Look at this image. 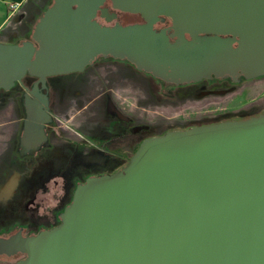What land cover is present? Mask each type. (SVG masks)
Segmentation results:
<instances>
[{"label":"water","instance_id":"obj_1","mask_svg":"<svg viewBox=\"0 0 264 264\" xmlns=\"http://www.w3.org/2000/svg\"><path fill=\"white\" fill-rule=\"evenodd\" d=\"M116 11L144 22L97 19ZM99 56L175 85L264 76V0H53L29 39L0 42V89ZM60 218L0 238V254H23L14 264H264V112L144 139L121 169L78 184Z\"/></svg>","mask_w":264,"mask_h":264},{"label":"flooded vegetation","instance_id":"obj_2","mask_svg":"<svg viewBox=\"0 0 264 264\" xmlns=\"http://www.w3.org/2000/svg\"><path fill=\"white\" fill-rule=\"evenodd\" d=\"M106 5L110 7L111 11H114L110 1ZM116 12L117 18L110 23L105 22L99 16L97 19L102 24L113 25L117 21L120 22L122 13H126ZM138 16L139 20L136 23L144 22L140 15ZM170 25L171 21L167 19L164 23H156L154 27L161 29ZM187 37L189 36L187 35ZM28 38L25 37L23 40ZM99 59L109 62L120 61L112 57L99 56L83 71L47 76L45 83L38 77L26 74L21 81H17L10 89H0L1 92L4 91L0 94V216L7 213L9 215L19 213L17 216L23 222L9 234L0 235V238L9 237L17 232L29 236L56 226L51 227L46 224L40 226L34 221H30L29 216L22 215L35 216L40 200L53 199V191L59 186L61 189L57 193L60 195L61 200L59 201L66 203L63 209L70 203V178L72 174L70 166L72 161L69 154L72 153L73 155L75 151L77 152L73 164L79 165L80 169L81 167L98 168L95 173L91 170L94 174L88 171V174L82 178L85 181L90 176L113 173L99 171L108 163V156L103 155L102 152L116 154L117 150H112L109 144L110 140H116L115 145L121 146V149L130 146L131 137L126 131L132 128V118L126 112H117L118 117L113 119L115 121L113 128L118 129V131L115 135L106 136V141H108L106 144L92 139L94 135L96 136V132H100L108 122L106 111L110 98L109 94L103 92L101 96L93 97L86 103L87 93H90L97 83V79L95 80L97 75L93 74L92 69L98 68L99 70L101 67L106 69L105 65L110 64L106 62L102 65H96ZM129 67L132 70L136 69L132 64ZM136 71L142 72L137 69ZM104 73L110 76L113 70H105ZM145 74L159 81L157 85L159 89L171 88L174 91V93H168L171 97L178 90L177 87L185 88L203 81L220 80L219 78H212L195 83L175 85L154 78L148 73ZM223 80L226 82L231 79L227 77ZM241 80L245 79L241 78ZM231 82L233 81L231 80ZM108 90L111 91L112 88L109 87ZM103 94L106 95L103 96ZM92 101L95 102L92 104ZM87 104L91 105V108L95 106L96 109L92 110ZM128 136L129 138H127ZM144 139L139 142L138 147ZM54 150H57L56 154L53 152ZM124 151H128V148H125ZM31 170L32 173H30ZM28 173L31 175L28 176ZM80 181L77 185L84 182ZM24 200L29 204L23 203ZM51 211L52 209L48 212L39 211L38 213L40 215L46 214L44 217L53 216L54 212ZM60 214L61 211L58 215ZM26 222L28 223L27 226ZM0 257L18 258L20 260L24 255L17 253L9 256L3 253L0 254Z\"/></svg>","mask_w":264,"mask_h":264},{"label":"rangeland","instance_id":"obj_3","mask_svg":"<svg viewBox=\"0 0 264 264\" xmlns=\"http://www.w3.org/2000/svg\"><path fill=\"white\" fill-rule=\"evenodd\" d=\"M52 2L53 0H29L23 8L25 14L21 23L15 25L14 32L18 31L26 38H30L35 23L43 14L46 6H49ZM138 20V14L122 13L120 23L128 25L136 23ZM106 62L109 61L99 59L96 65H102ZM109 63L105 65L106 69L102 67L99 70L98 68L92 69L93 74L97 75L95 78L97 83H95L91 92L86 95V103L93 97L101 96L103 92L109 94L111 98L108 99L106 111L108 122L100 132H96V136L94 135L92 139L106 144L108 142L106 141V136L115 135L118 131V129L113 128L115 124L113 119L118 117L117 112H126L132 118V128L126 131L130 134L131 144L129 147H125L128 148V151H124L125 148L121 149V146L115 145L114 142L116 140H110L109 144L112 150L115 149L117 151L116 154L113 152L106 154L102 152L103 155L108 156V163L103 169L99 170L100 172H115L121 169L134 154L139 142L146 137L161 135L173 129L190 128L194 125L243 119L264 112V76L250 80H240L239 82H231V80L224 82L223 79L203 81L190 87H177L178 90L171 97L168 94L170 92L174 93L171 88L163 87L159 89V86H157L159 81L154 80L143 72L136 71V69L132 70L128 62L120 60ZM110 69L113 70L112 75L109 76L104 73L105 70ZM109 87L112 88L111 91L108 90ZM2 92L0 91V94ZM106 94H103V96ZM93 102L95 101H92V104ZM87 105L91 108V105ZM91 109L95 110L96 108L94 106ZM56 151L54 150L53 152L56 154ZM69 156L72 161L70 166L72 174L69 198V202H71L78 181H84L82 178L88 174V171L94 174L98 168L81 167L80 169L79 165L73 164L77 152L75 151L73 155L71 153ZM32 170L30 173H32ZM80 171L81 174H79ZM30 173H28V176L31 175ZM60 190V186L58 189H54L53 199H42L38 203V212H48L52 209L51 212H54L53 216L47 215V217H44L46 214L40 215L38 212L35 216H22H29L31 218L30 221H34L40 226L46 224L52 227L59 224L61 218L58 213L62 212L64 205H66L65 202L59 201L61 199L57 193ZM24 202L27 203L25 200ZM17 215H9L7 213L0 216V235H7L10 231L17 229L18 226L23 224ZM27 225L28 223L26 222ZM17 260L18 258L0 257V264H14Z\"/></svg>","mask_w":264,"mask_h":264},{"label":"crops","instance_id":"obj_4","mask_svg":"<svg viewBox=\"0 0 264 264\" xmlns=\"http://www.w3.org/2000/svg\"><path fill=\"white\" fill-rule=\"evenodd\" d=\"M29 0H0V42L20 43L24 35L14 32L16 24H20L25 14L24 6ZM19 2L22 6L16 10H9L10 3Z\"/></svg>","mask_w":264,"mask_h":264},{"label":"built area","instance_id":"obj_5","mask_svg":"<svg viewBox=\"0 0 264 264\" xmlns=\"http://www.w3.org/2000/svg\"><path fill=\"white\" fill-rule=\"evenodd\" d=\"M22 5L19 2L16 3H10L9 4V10L16 11L18 10Z\"/></svg>","mask_w":264,"mask_h":264},{"label":"trees","instance_id":"obj_6","mask_svg":"<svg viewBox=\"0 0 264 264\" xmlns=\"http://www.w3.org/2000/svg\"><path fill=\"white\" fill-rule=\"evenodd\" d=\"M258 114H260V113H258ZM252 116V115H251Z\"/></svg>","mask_w":264,"mask_h":264}]
</instances>
